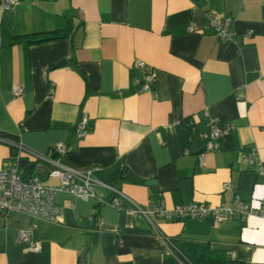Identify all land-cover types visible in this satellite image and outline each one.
I'll return each mask as SVG.
<instances>
[{
    "label": "crops",
    "instance_id": "0c3cea01",
    "mask_svg": "<svg viewBox=\"0 0 264 264\" xmlns=\"http://www.w3.org/2000/svg\"><path fill=\"white\" fill-rule=\"evenodd\" d=\"M212 14L231 18L233 41L215 36ZM51 31L61 37L18 40ZM135 61L155 74L147 92L132 85L142 75ZM13 85L23 94L14 96ZM85 114L89 130L77 139L74 127ZM209 117L218 118L219 128H232L200 165ZM56 142L72 146L61 156L65 164L115 176L109 184L130 206L235 207L238 197L259 208L264 173L244 164L241 154L253 151L264 161V0L0 5V167L19 145L54 157ZM25 167L57 185L45 166ZM94 193L111 197L100 186ZM55 202L61 207L56 222L18 212L5 219L0 212V264H160L170 246L165 239L206 243L229 260L264 263V217L258 215L217 224L212 215L167 221L65 191L55 194ZM31 224L41 245L36 253L17 241L18 230ZM92 234L95 241L86 248Z\"/></svg>",
    "mask_w": 264,
    "mask_h": 264
},
{
    "label": "built area",
    "instance_id": "2783aa9c",
    "mask_svg": "<svg viewBox=\"0 0 264 264\" xmlns=\"http://www.w3.org/2000/svg\"><path fill=\"white\" fill-rule=\"evenodd\" d=\"M16 2L17 0H0V5L3 9H10ZM231 22L230 17L210 15L209 25L219 41L226 43L234 40L235 36L230 28ZM133 68L142 71L141 76L132 79L135 90L137 92L149 91L153 86L154 72H144V63L141 61H135ZM11 92L14 96H20L23 94V89L19 85H13ZM88 121L89 117L85 114L75 125L74 132L77 139L82 138L89 130ZM217 122V117L208 118V132L203 141L202 151L197 157L200 165L204 164V153L214 151L216 142L232 128V126L225 129L219 128ZM188 129L192 130L193 126L189 125ZM71 150L72 146L63 142H56L53 145L51 152L55 155L54 157L51 156V153L39 154L25 149L21 145L12 150L10 157L0 167V212L5 219H8L11 213L18 212L30 217L56 222L61 214V207L55 202V194L58 191H65L79 199L94 198L99 204L109 203L118 210H128L133 215H141L146 219L156 217L167 221H180L203 219L212 215L214 223L217 224L227 218H245L250 215L264 217V203L259 208H252L238 197H236L235 207L225 203L215 206L206 203H191L177 205L170 209L164 208L162 205H149L145 208L127 205V199L121 192L102 179L101 170L93 167L74 168L65 164L61 160V156ZM22 159L27 161L26 165L30 162L33 167L42 168L45 166L47 177L55 179L58 182L57 185L43 182L39 174H27L24 170L26 167H21ZM241 159L244 164L254 167L257 172L264 173V161L260 160L255 152H243ZM95 186L107 188L111 197L97 199L94 193ZM225 188H228V185ZM35 227V224H31L26 229L17 232V241L23 244L25 252L36 253L41 249L39 240L34 238ZM165 241L170 243L168 239Z\"/></svg>",
    "mask_w": 264,
    "mask_h": 264
},
{
    "label": "trees",
    "instance_id": "16d2710c",
    "mask_svg": "<svg viewBox=\"0 0 264 264\" xmlns=\"http://www.w3.org/2000/svg\"><path fill=\"white\" fill-rule=\"evenodd\" d=\"M65 32L66 36L68 34V29ZM59 34V31L32 33L18 37V40L25 43H41L61 37ZM184 127L188 128V125ZM27 171L30 172L31 170L27 168ZM101 177L110 184H112L116 178L112 175ZM94 241L95 234H92L86 244V248H89ZM169 245L168 252L163 256L160 264H245L241 261L227 259L223 251L215 250L206 243L201 244L191 240L172 239Z\"/></svg>",
    "mask_w": 264,
    "mask_h": 264
},
{
    "label": "water",
    "instance_id": "95a60500",
    "mask_svg": "<svg viewBox=\"0 0 264 264\" xmlns=\"http://www.w3.org/2000/svg\"><path fill=\"white\" fill-rule=\"evenodd\" d=\"M26 162H27V161H26L25 159H22V160H21V167H25ZM29 167H32V165H29ZM153 182H154L153 180H149V181L146 182V184H147V185H151V184H153ZM94 218H95V217L93 216V220H94Z\"/></svg>",
    "mask_w": 264,
    "mask_h": 264
},
{
    "label": "rangeland",
    "instance_id": "374dc122",
    "mask_svg": "<svg viewBox=\"0 0 264 264\" xmlns=\"http://www.w3.org/2000/svg\"><path fill=\"white\" fill-rule=\"evenodd\" d=\"M41 180H43V177H40Z\"/></svg>",
    "mask_w": 264,
    "mask_h": 264
}]
</instances>
